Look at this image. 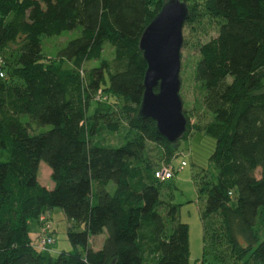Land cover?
<instances>
[{
  "label": "trees",
  "instance_id": "trees-1",
  "mask_svg": "<svg viewBox=\"0 0 264 264\" xmlns=\"http://www.w3.org/2000/svg\"><path fill=\"white\" fill-rule=\"evenodd\" d=\"M165 1L0 0V147L8 151L0 159V264H188V225L161 198L170 179L155 176L161 166L146 149L162 145L170 163L178 146L153 119L138 117L147 68L139 40ZM198 3H185L187 19L204 13L218 25L217 36L199 45L195 68L217 169L212 181L196 175L205 194L204 253L215 264H264L255 229L264 210V0ZM70 31L77 34L57 47L55 61L44 58L43 41ZM101 88L117 99L118 113L132 114L117 147L97 140L101 130L123 126L113 108L90 112ZM41 161L51 188L38 181ZM54 207L83 225L68 231L83 255L32 247L29 222ZM101 234V247L91 249L89 239Z\"/></svg>",
  "mask_w": 264,
  "mask_h": 264
},
{
  "label": "rangeland",
  "instance_id": "rangeland-1",
  "mask_svg": "<svg viewBox=\"0 0 264 264\" xmlns=\"http://www.w3.org/2000/svg\"><path fill=\"white\" fill-rule=\"evenodd\" d=\"M188 5H194L196 9L201 7L200 3L192 4V0H181ZM193 16L191 19H187L183 25V44L181 47L180 56V89L179 95L183 104V113L188 121L191 123V128L186 127L182 138L179 143L174 144V148L178 146L176 154L168 163L167 158L164 157L166 149L162 145L147 142V153L154 159V165L162 166L164 164H170L171 169L174 171L172 179L168 182V187H162L161 198L165 201H171L178 206V219L186 223L189 228V250L187 261L188 264H215L210 254H205L203 249V224L201 215L204 209L205 194L200 193L196 183V175L204 174L201 178L202 181H212L217 175V169L214 163L211 161L210 156L214 150L215 139L207 131V125L211 121V114H209L202 103V88L201 82H198L195 78V68L199 59L198 47L201 43L206 42L215 36H217V22L209 19V16L204 13ZM216 24V25H215ZM77 31L65 32L61 36H54L43 41L44 58L48 61H55V50L57 47L65 44L67 40L76 36ZM112 57L111 49L106 47L103 52V58L110 61ZM106 82H108V76H105ZM118 102L117 99L111 96V93L104 88L93 93L90 98V112L94 110L107 109L109 107L116 112L112 117L119 119L123 125L122 128L116 133H109L106 130H101L97 136L99 143L107 146L117 147L123 144L125 139L126 129L129 126V118L132 114L118 113V107L114 104ZM98 106H96V104ZM118 113V114H117ZM125 115V118L124 116ZM50 126L45 125L37 127L36 132L46 131ZM187 131V132H186ZM186 133V136L183 137ZM160 151H162L160 153ZM164 151V152H163ZM8 151L0 147V159L6 160ZM185 161V165L180 168L181 162ZM203 176V175H201ZM37 178L40 184L51 188L54 182L51 178V170L49 166L41 161L39 163ZM200 178V176H199ZM106 190L113 193L115 185L113 182H109L106 186ZM45 216L53 224V241L49 246V252L44 253L56 257L59 253L64 252L68 256L71 253L83 255V249L81 246H74L69 238L68 231H81L83 225L77 224L74 220L69 219L63 210L59 207L50 208L46 211ZM40 217V216H39ZM40 229L39 218L33 219L29 222L28 232L31 243L34 242ZM255 229L260 237L264 238V210L260 209ZM104 235H97L89 239L88 246L97 250L101 247ZM233 264V263H229ZM242 264V263H235Z\"/></svg>",
  "mask_w": 264,
  "mask_h": 264
},
{
  "label": "water",
  "instance_id": "water-1",
  "mask_svg": "<svg viewBox=\"0 0 264 264\" xmlns=\"http://www.w3.org/2000/svg\"><path fill=\"white\" fill-rule=\"evenodd\" d=\"M188 15L184 2L165 1L139 40L147 68L138 117L153 119L156 131L170 144L178 143L187 127L179 95V71L182 29Z\"/></svg>",
  "mask_w": 264,
  "mask_h": 264
},
{
  "label": "built area",
  "instance_id": "built-area-1",
  "mask_svg": "<svg viewBox=\"0 0 264 264\" xmlns=\"http://www.w3.org/2000/svg\"><path fill=\"white\" fill-rule=\"evenodd\" d=\"M3 74L0 73V76ZM185 165V162H181L180 168H182ZM174 171L171 169L169 165L161 166L155 173V176L159 178L161 181H165L168 179H171L173 177ZM39 223H40V229L39 232L34 239V242L31 243L32 247L35 249L45 252L50 251L49 246L52 244L53 241V224L49 220L48 217L45 216V214H41L39 217Z\"/></svg>",
  "mask_w": 264,
  "mask_h": 264
}]
</instances>
